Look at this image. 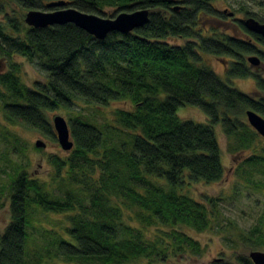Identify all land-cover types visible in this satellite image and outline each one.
<instances>
[{
	"label": "trees",
	"instance_id": "obj_1",
	"mask_svg": "<svg viewBox=\"0 0 264 264\" xmlns=\"http://www.w3.org/2000/svg\"><path fill=\"white\" fill-rule=\"evenodd\" d=\"M51 1L57 0H0V141L17 151L10 126L56 141L48 114L58 109L68 111L73 140L64 157H49L48 180L7 165L0 264H166L200 254L199 242L182 228L208 230L218 219V198L197 200L188 188L224 175L215 127L230 154L256 145L259 135L245 111L264 117V38L240 19L231 24L238 34L218 30L212 22L227 15L216 9L217 0H64L101 16L114 8L110 17L148 9L144 26L102 40L73 23L34 28L24 22L27 10H46ZM258 7L245 15L261 23L264 0ZM202 52L222 59L227 79L252 78L255 92L223 82ZM252 55L257 66L245 60ZM15 57L32 63L42 80L24 83ZM113 103L101 122L78 110ZM183 105L200 109L208 122L181 120L176 111ZM239 165L243 174L260 177H245L247 183L264 189V147ZM50 214L60 218L46 227L42 217L48 221ZM252 234L264 245L259 228Z\"/></svg>",
	"mask_w": 264,
	"mask_h": 264
},
{
	"label": "rangeland",
	"instance_id": "obj_2",
	"mask_svg": "<svg viewBox=\"0 0 264 264\" xmlns=\"http://www.w3.org/2000/svg\"><path fill=\"white\" fill-rule=\"evenodd\" d=\"M260 0H217L215 7L219 12L226 14V18H218L212 24L218 30L230 29L233 34H238L237 30L232 27L235 20L245 19V11H259ZM114 8L104 9L103 17H110ZM229 13H233L232 16ZM101 16V15H100ZM181 43V40L174 41ZM15 61L21 64V79L28 86H32L34 80H42L41 74L36 68L27 62L24 58L15 57ZM203 63L211 67L220 79L228 85L246 93H254L256 90L255 82L252 78H232L227 79L222 59L202 52ZM260 75L264 78V67L260 69ZM117 104L113 103L106 107H87L82 106L83 113L91 115L94 120L101 122L105 117H110V111ZM177 116L181 120H189L195 123H207L208 119L203 112L195 106L183 105L178 107ZM50 122L55 115H60L67 120L68 111L58 109L50 112ZM1 120V114H0ZM10 131L17 135L18 141L14 143L18 147L17 151L12 144L7 141H0V184L6 182L5 172L8 171L7 165L20 164L25 166L31 176L40 179H49L52 165L49 164V157L53 155L64 157L67 151L63 150L58 141H50L37 132L26 130L17 126H10ZM216 136L219 141L221 161L224 166V175L218 182L197 183L188 188L189 194L197 200L204 196L218 198L217 208L219 211L218 219L212 218V223L208 230L202 232L195 231L191 228H182L193 239L197 240L202 248L198 255H177L169 259L166 264H214L228 263L241 264L239 259L246 258L250 260L251 251H263L264 245L254 240L255 234L251 232L259 228L264 235V189H257L254 185L247 183L245 177L256 180L260 179L255 173L243 174V168H240V162L251 153H261L264 147V137H258L256 145L246 151L230 154L227 151L226 139L222 134L220 127H215ZM42 141L45 146L36 150L35 142ZM9 160V162H8ZM4 171V172H3ZM60 215H47L45 221L42 217L44 226H51L50 221L58 219ZM8 221V212L6 207L0 208V229ZM153 229H146L148 235H152ZM251 261V260H250ZM136 262L132 264H139ZM253 264V263H252Z\"/></svg>",
	"mask_w": 264,
	"mask_h": 264
},
{
	"label": "water",
	"instance_id": "obj_3",
	"mask_svg": "<svg viewBox=\"0 0 264 264\" xmlns=\"http://www.w3.org/2000/svg\"><path fill=\"white\" fill-rule=\"evenodd\" d=\"M64 0L48 2L44 7L46 10L30 9L24 14V22L30 27L42 28L52 25H60L65 23H73L77 27L83 29L88 34L98 40L104 39L111 32H119L122 34L129 33L134 29L140 28L149 20L148 9L140 8L130 12H120L113 17H102L93 13L80 11L72 6H66ZM230 16L233 13H229ZM247 30L258 34L264 38V22L258 21L254 17H245L242 20ZM251 66H257L261 61L258 56L252 55L245 59ZM247 123L256 131V133L264 137V117L253 110L245 111ZM52 126L55 132L57 143L65 151H69L73 147L69 126L63 116L55 115L52 118ZM35 146L43 148L45 144L37 140ZM253 264H264V252L251 251L249 254Z\"/></svg>",
	"mask_w": 264,
	"mask_h": 264
}]
</instances>
